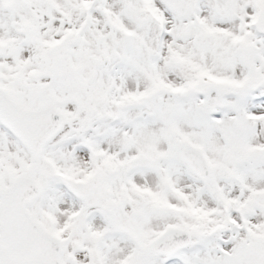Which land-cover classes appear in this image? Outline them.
<instances>
[{
  "label": "snow or ice",
  "instance_id": "6c2138e0",
  "mask_svg": "<svg viewBox=\"0 0 264 264\" xmlns=\"http://www.w3.org/2000/svg\"><path fill=\"white\" fill-rule=\"evenodd\" d=\"M0 264H264V0H0Z\"/></svg>",
  "mask_w": 264,
  "mask_h": 264
}]
</instances>
